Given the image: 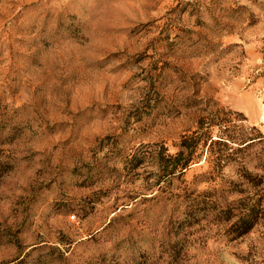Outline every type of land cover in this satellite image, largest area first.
Segmentation results:
<instances>
[{
  "label": "rangeland",
  "instance_id": "374dc122",
  "mask_svg": "<svg viewBox=\"0 0 264 264\" xmlns=\"http://www.w3.org/2000/svg\"><path fill=\"white\" fill-rule=\"evenodd\" d=\"M226 130L264 135V0H0V264H264V221L183 223L241 198Z\"/></svg>",
  "mask_w": 264,
  "mask_h": 264
},
{
  "label": "trees",
  "instance_id": "16d2710c",
  "mask_svg": "<svg viewBox=\"0 0 264 264\" xmlns=\"http://www.w3.org/2000/svg\"><path fill=\"white\" fill-rule=\"evenodd\" d=\"M203 127L202 124L200 129H203ZM251 130L258 132L256 128H252ZM228 131L229 130L224 131L222 137L218 140H213L209 137V148L212 149L215 148V146H219L224 148L223 151H230L231 158L229 159H224L223 155L216 157V167L222 169L225 163L229 164L232 162L238 164L239 168L237 172L243 183L234 181L230 182V189L228 192H236L241 198L234 201H228L226 198L227 192L224 189H221L220 191L203 192L195 197L192 195L186 199L188 204L186 217L183 219V223H191L192 220L197 219V216L200 214H203L204 216L212 214L218 222L226 225V235L231 239L236 240L249 234L260 222L264 221V188H262L264 186V175L255 174L248 170L246 168L248 162L245 160L239 161L235 158V155L248 153L245 159L253 156L254 154L249 152L258 144L264 143V135L259 133L258 137L248 139L240 144L235 142L237 139L234 136L225 134ZM231 143H235L236 147H230ZM197 146L198 142H196V140L191 141L185 137L180 146L181 150L177 155L168 156L166 159L167 162L170 163V166L164 168L166 173L165 176L171 177L176 175L178 171L182 172L186 169ZM252 161L257 162L256 168L264 172L263 152L257 154ZM243 184H247L250 189L255 191V193L243 189Z\"/></svg>",
  "mask_w": 264,
  "mask_h": 264
},
{
  "label": "built area",
  "instance_id": "2783aa9c",
  "mask_svg": "<svg viewBox=\"0 0 264 264\" xmlns=\"http://www.w3.org/2000/svg\"><path fill=\"white\" fill-rule=\"evenodd\" d=\"M73 219H75V216H72Z\"/></svg>",
  "mask_w": 264,
  "mask_h": 264
}]
</instances>
